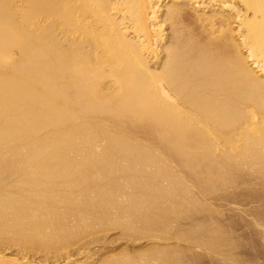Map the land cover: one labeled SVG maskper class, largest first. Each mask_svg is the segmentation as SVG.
<instances>
[{"label":"bare ground","instance_id":"obj_1","mask_svg":"<svg viewBox=\"0 0 264 264\" xmlns=\"http://www.w3.org/2000/svg\"><path fill=\"white\" fill-rule=\"evenodd\" d=\"M166 202L264 212V0H0V264H264L240 207L247 238L208 217L42 254L63 220L130 236Z\"/></svg>","mask_w":264,"mask_h":264},{"label":"rangeland","instance_id":"obj_2","mask_svg":"<svg viewBox=\"0 0 264 264\" xmlns=\"http://www.w3.org/2000/svg\"><path fill=\"white\" fill-rule=\"evenodd\" d=\"M208 201V200H207ZM209 202V201H208ZM167 203V204H166ZM166 203H164L163 205L164 206H166L165 208H167V206H168V202H166ZM170 204H169V206H168V208L166 209V210H170L173 214H174V216H176V217H173L172 216V213L170 214V211H168L167 213L168 214H165L164 215V213H159V212H157L158 213V216H157V213L156 214H154V215H156V218L157 219H155V218H149V220H151V221H145V223L143 222V220H142V214H141V217H140V219L142 220V224H141V220H139V217H137V216H131V220H130V223L132 222V220L134 219V221H133V223H129V217H126L127 219H128V221H126L127 219L126 218H121V217H119L116 213H114L113 211H112V214L110 213L109 215H110V218L112 217V215H114V217L115 218H117V219H115L114 217H112L113 218V221H114V219L115 220H121V221H125L126 223L128 222L129 223V226H130V228H133V230L135 231V233H134V235H132V233H131V235L130 236H124V235H121V231L119 232V227H115V229H113V228H107V229H103V231L101 230V228L100 227H95V225L92 223V222H90V221H85L86 223H84V222H81V223H79V221H77V219H75L76 221L74 222V221H72L71 222V220H73L72 218L70 219L69 217H67V218H69V219H65V220H69V221H67V222H69V224H67V222H64V220H63V224L65 225L63 228L64 229H66V231L68 232V234L66 235V236H62L61 237V240H60V237L59 238H57V239H55V240H52L53 242L52 243H50L51 242V240H49L48 242L49 243H47L48 245L47 246H49L48 247V250L46 251V252H44V253H42V254H45L46 253V257H47V260L49 261V260H51L55 255H56V253L57 254H62V253H64L65 251H69V250H73V248L74 249H77L78 247H80L81 246V241L83 242L84 240V242H83V244H82V246H86L87 247V249L88 248H94V247H98V246H102V244L104 243V241L105 240H103V239H106V240H109V239H116L117 238V242H120V243H125V241L126 242H128V240H130V241H135V242H137L138 240H137V238L138 237H141V235H142V233H143V235L142 236H146V235H148V234H144V232H143V230H141L142 228H144V229H148L149 231H150V233L152 234V235H158V236H166V237H169L172 233H174V232H176V233H174V235H173V237H177V233H179L180 231H183V228H185L186 229V233H184L183 232V236H184V238H182L183 236L181 235V232H180V234H178V236L180 235V240L181 239H183V240H178V243H185L186 241H185V237H186V240H188L189 238H190V240H191V238H192V236L194 235L193 233L196 231V233H195V235L193 236V237H197V235L199 236L200 234H201V236L202 235H204L205 233H199L198 231H197V229L195 228V226H197L198 224L199 225H201V224H203V225H205V223H207L208 222V220H207V218L209 219V225H208V227L210 226V227H212V229H216V230H210L209 231V229H210V227L208 228V229H206L205 230V232L206 233H208V232H213L214 231V233H212V234H205L204 235V237L207 239L208 237H211V235H212V237H215L216 239L218 238V236H220L221 234H222V237H224V238H226V237H229V236H226L227 234V232H225V229H226V231H228L230 228H231V230L233 229V231L234 232H237V233H240V235H242L241 237L242 238H247L248 236V230L246 229V224H245V221L244 220H242L241 219V221L243 222H241L240 221V219L239 218H236V216L235 217H232V216H234V213L233 212H238L239 210L240 211H242V209L244 210V211H242L241 212V214H242V216L243 217H245V218H247L248 219V221L250 220V221H252V222H254V220H251V219H255V221L257 222L258 220L260 221H258V223H262L263 225H264V212H262V211H259V210H257V211H255V213H253V214H257L256 215V217L255 218H253V216H252V218L250 217H248L247 215H244V212L247 214V213H249V211H251V210H245V205L242 203V202H239V204L241 203L242 204V207H241V205H239V204H236L235 206H233L232 207V209L233 208H235V211H233V212H230V211H228V212H224V210H223V212H221V211H217L216 210V212H214L215 211V209L212 211V208H211V205H208V206H205V207H203L204 208V210H200V209H197L198 211H196V209H192V208H190L189 210V212H188V208H187V206L185 207L186 209H185V211H186V214H185V212H183L184 211V209H178V208H176L175 209V207L173 206V204L171 203V202H169ZM172 204V205H171ZM244 205V206H243ZM144 206V205H143ZM172 206V207H171ZM210 206V207H209ZM171 207V208H170ZM206 207H208V208H206ZM213 207V206H212ZM237 207V208H236ZM238 207H240L239 208V210H238ZM248 206H246V208H247ZM146 208V207H145ZM145 208H144V211H145ZM202 208V209H203ZM211 208V210H210V212L209 211H207V209H210ZM140 209V210H139ZM206 209V210H205ZM143 210V207H139L138 208V212H140V211H142ZM146 210H147V208H146ZM200 210V211H199ZM177 211V212H176ZM180 211H182V212H180ZM192 211V212H191ZM203 211L206 213H203ZM147 212L149 213V211L147 210ZM151 212V211H150ZM180 212V213H179ZM199 212V213H198ZM217 212H221V213H218V214H216ZM259 212H261L260 214H258ZM142 213H143V211H142ZM145 214H143V216H146L148 213H146V212H144ZM198 213V214H197ZM215 213V214H214ZM230 213H231V215H230ZM140 214V213H139ZM175 214H178V215H175ZM185 214V215H184ZM209 214V215H208ZM212 214V215H211ZM220 214L222 215V216H220ZM225 214V216L223 217V215ZM153 215V216H154ZM168 217H167V216ZM171 215V216H170ZM187 215V216H186ZM206 215V218L205 217H203V216H205ZM220 216V217H223L222 219L220 218V217H218V216ZM196 216H197V218H196ZM198 216L200 217V219H198ZM202 216V217H201ZM214 216H216V217H214ZM134 217H136V219L134 218ZM151 217H152V212H151ZM162 217V218H161ZM188 217V218H187ZM193 219V220H191V218ZM167 218V219H166ZM171 219V221H172V224H171V221H169L170 219ZM174 218V219H173ZM178 218H180V219H178ZM182 218V219H181ZM195 218L196 219H198L197 221H201V223H199V222H197L196 220H195ZM205 218V219H204ZM214 218V219H213ZM233 218V219H232ZM257 218V219H256ZM148 219V218H147ZM189 219V220H188ZM216 219H218V220H216ZM227 219V220H226ZM232 219V220H231ZM146 220V219H145ZM155 220V221H154ZM204 220L206 221V222H204ZM224 220H225V222H224ZM121 221H120V223H121ZM154 221V222H153ZM156 221L157 222H159V223H161L162 224V222H163V226H167V228H168V226H172L173 228L172 229H170V228H166V226L164 227L165 229H167L166 231H167V233H168V230H169V232H170V230H171V232L169 233V234H167V235H164L165 234V229L164 228H162V230H160L161 228H160V226H161V224H160V226L158 225V224H153V223H156ZM166 221H167V223L169 224H166ZM170 223H169V222ZM187 221V222H186ZM197 223H196V222ZM215 221V222H214ZM70 222H71V225H70ZM78 222V224H74V223H77ZM125 222H122V224L124 223V225H125ZM137 222V223H136ZM147 222V223H146ZM149 222V223H148ZM179 222L181 223L180 224V226H179ZM186 222V223H185ZM211 222H214L215 224L216 223H221L220 225L222 226H224V227H219V225H213V224H211ZM234 222H235V224H234ZM241 222V223H240ZM90 223H92V224H90ZM188 223H189V225H188ZM223 223V224H222ZM232 223V224H231ZM84 224V225H83ZM132 224H133V226H132ZM142 226H141V225ZM144 224V225H143ZM154 225V227H153V225ZM229 224H231V225H229ZM245 224V225H244ZM66 225H69L68 227H70V226H73V228L72 229H75V232L77 233L78 231H80V232H78V234H74L75 232H74V230H70V228L68 229V227H66ZM77 225H80V227L81 226H83V227H78ZM86 225H87V228H86ZM90 225H92V226H90ZM136 225H138V226H136ZM147 225H151V226H147ZM193 225V226H192ZM207 225H205L206 227L205 228H207ZM214 227H213V226ZM236 225V226H235ZM77 226V227H76ZM123 226V225H122ZM132 226V227H131ZM159 226V229H158V231H159V233H161V235L160 234H157L156 232H155V229H156V231H157V227ZM163 226H161V227H163ZM170 226V227H171ZM184 226V227H183ZM192 226V227H191ZM226 226H228V227H226ZM232 226V227H231ZM238 226V227H237ZM243 226V227H242ZM141 227V228H140ZM180 227L182 228V229H180ZM191 227V229L192 230H194V229H196L195 231H193L192 233H190L191 235H188V237H187V234L191 231L189 228ZM95 228H97V229H95ZM117 228V229H116ZM152 228H154V232L155 233H153L152 232ZM219 228V230H220V228L221 229H223V230H221V232L219 231L217 234V236L215 235L216 234V231H217V229ZM238 228V229H237ZM240 228V229H239ZM243 228H245V229H243ZM80 229V230H79ZM83 229V230H82ZM89 231H88V230ZM92 229V230H91ZM185 229H184V231H185ZM188 229L190 230L189 232H188ZM77 230V231H76ZM97 230V231H96ZM137 230H138V232H137ZM139 230H140V232H139ZM231 230H229V231H231ZM242 230V231H241ZM69 231H71L73 234H71V232H69ZM94 231V232H93ZM162 231V232H161ZM174 231V232H173ZM208 231V232H207ZM222 231L225 233V235L223 236V233H222ZM233 231H231L232 233H230V236L232 235V237H234L235 238V236L233 235V234H235ZM239 231V232H238ZM247 231V232H246ZM86 232V233H85ZM90 232V233H89ZM93 232V233H92ZM105 232L107 233V235L105 236ZM142 232V233H141ZM188 232V233H187ZM83 233H85V234H83ZM120 233V234H119ZM221 233V234H220ZM229 233H228V235H229ZM66 234V233H65ZM90 234V235H89ZM94 234V235H93ZM138 234L140 235V236H138ZM163 234V235H162ZM175 234H176V236H175ZM74 237H73V236ZM100 235V236H99ZM90 236L92 237L91 239H89L90 238ZM104 236H105V238H104ZM119 236L121 237V238H119ZM172 236V235H171ZM170 236V237H171ZM182 236V237H181ZM190 236V237H189ZM208 236V237H207ZM73 237V238H72ZM75 237H78V240H77V238L75 239ZM81 237V239H79ZM111 237V238H110ZM63 238V239H62ZM103 238V239H102ZM124 238H126V239H124ZM129 238V239H128ZM148 238V237H147ZM219 238H221V236L219 237ZM218 238V239H219ZM224 238H221V239H224ZM230 238V237H229ZM66 239H68V240H66ZM71 239H74V240H71ZM95 239V240H94ZM103 240V242L101 241V240ZM193 239V238H192ZM59 240V241H58ZM65 240V241H64ZM70 240V241H69ZM76 240H77V243H76ZM79 240H81L80 241V244L78 245V243H79ZM98 240V241H97ZM61 241V242H60ZM63 241V242H62ZM92 241H95V242H97V243H91ZM100 241V242H99ZM129 241V242H130ZM172 241V242H171ZM68 242H70V243H72L73 242V244H70V246H69V244H68ZM168 242H170V243H175V242H177L176 240H170V241H168ZM55 243V244H54ZM87 243V244H86ZM88 243H90V244H88ZM99 243H101V245L99 244ZM51 244V245H50ZM86 244V245H85ZM73 245V246H72ZM71 247V248H70ZM50 249V250H49ZM52 249V250H51ZM83 250V249H82ZM63 251V252H62ZM59 252V253H58ZM76 252V251H75ZM48 253L50 254V255H48ZM72 253H74L73 251H72ZM78 251H77V253L75 254H72V258H74V259H78V261H79V257L81 256V258L84 256V254H82V255H78ZM117 253V252H116ZM118 253H120V252H118ZM115 254V253H114ZM97 256H95V258H96ZM104 257V256H103ZM155 257V256H154ZM43 258H45V257H43ZM50 258V259H49ZM98 258V257H97Z\"/></svg>","mask_w":264,"mask_h":264}]
</instances>
